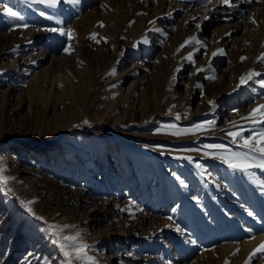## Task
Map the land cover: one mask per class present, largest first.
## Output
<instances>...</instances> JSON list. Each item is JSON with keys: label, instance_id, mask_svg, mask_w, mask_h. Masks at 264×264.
<instances>
[{"label": "rangeland", "instance_id": "rangeland-1", "mask_svg": "<svg viewBox=\"0 0 264 264\" xmlns=\"http://www.w3.org/2000/svg\"><path fill=\"white\" fill-rule=\"evenodd\" d=\"M160 1L95 0L92 8L87 0H0V176L10 178L0 184V264H201L186 252L194 231L220 224L203 204L207 189L220 198L219 166L242 148L228 133L264 128L242 119L264 99V83H253L264 71L229 90L258 63L255 2L226 4L239 25L232 42L213 47L202 35L188 38L182 16ZM54 44L62 51L49 52ZM208 57L215 68L199 79L195 69ZM44 67L62 77L52 88L32 82ZM127 68L132 74L109 86ZM215 92L225 96L216 101ZM171 212L176 220L164 223ZM80 244L85 255L76 259Z\"/></svg>", "mask_w": 264, "mask_h": 264}, {"label": "bare ground", "instance_id": "bare-ground-1", "mask_svg": "<svg viewBox=\"0 0 264 264\" xmlns=\"http://www.w3.org/2000/svg\"><path fill=\"white\" fill-rule=\"evenodd\" d=\"M94 1L95 0H87V6H92ZM160 2H163V0ZM168 2V9L173 12V15L177 13L178 16H182V29H191V31L187 33L188 38L195 35H202L204 38H201V41L204 42L207 38L213 47L218 46L222 42L229 43L233 41L234 36L232 34L237 30L239 23L234 17L233 11H231L223 2L221 4L213 3L211 6L206 7L173 6L172 1L168 0ZM235 2L236 4L239 3L240 6L255 2L252 19L254 20V23L257 24V53L255 58L257 57L258 63L254 65L253 62H251L250 70H252L253 73L258 70H262L263 72L264 56L262 55L264 54V46L262 44L264 40V0H236ZM93 7H95V5H93L92 8ZM241 8L242 7L239 9ZM161 13L160 10L155 9V15H161ZM87 19L88 18L85 17L84 13L80 16V20L84 24L87 23ZM52 51L61 52L62 47L58 44H54L49 52ZM42 54L37 53V58L43 59ZM124 54L120 57L121 62L124 61L127 56L125 55L124 57ZM31 58H34V56H31ZM25 61L26 60L23 62ZM215 64L216 63L208 57L205 63L200 64L195 69V76L200 79L205 69L207 67L215 68ZM26 69L27 67H24L23 71L25 72ZM104 71L105 70H103V72ZM103 72L97 76V80L102 77ZM116 72L117 69H114L111 73ZM130 74H132L130 68H127L124 75L118 73L112 78V83L109 86L115 85L118 81L124 79L125 76ZM32 76V82L37 87L41 86V78L43 79V83L48 84L50 88H52L57 80H62V77L60 75L56 76L50 67L43 68V74L40 78L36 74ZM245 80L246 82L242 84L240 79L239 84L232 86L229 90L234 92L239 89L243 90L245 87L247 88V81L249 79L245 78ZM263 81V79L255 78L253 83L261 85L259 87H262L264 83ZM29 82H31V79H28V84ZM173 83H175V81ZM257 92L259 93V91ZM232 94L229 95L232 96ZM261 95L263 96V94ZM224 96V92L214 93L216 101H219ZM261 104H264V99L259 103V105ZM233 152L248 153L251 162L254 164L259 163L261 160V156L258 152H248V150L246 151L243 148H234L231 150V153ZM219 153L224 155V152L221 150H219ZM194 164L196 165V163ZM257 168L259 167L253 166L245 172L234 170L225 162L221 163L219 166V179L217 178L219 181V187L221 188L220 192H218L220 198H218V200L214 199L212 197L213 191L207 189V200H205L203 204V211L206 210L209 216L216 218L220 224L215 233L212 232V230L211 232H207V228L205 229L207 233H195V231L192 233V246L190 248L188 247L189 250L186 252V256L192 258V263L200 262L201 264H210L211 262H214L215 264H264V252H259L255 256H251L254 250L264 244V169L259 168L263 174V176H260L257 174ZM216 184L217 181L213 180L212 185L218 187ZM232 186H234V189H232ZM222 200L225 202L221 203ZM191 205L196 206V201L193 200V198L191 200ZM234 211L238 214H235ZM249 213H251V215H249ZM193 216L194 215H192V217ZM175 217V212H171L163 222L167 224L173 223V221L176 220ZM179 221L182 224L180 219ZM193 225L194 222H192L191 226Z\"/></svg>", "mask_w": 264, "mask_h": 264}, {"label": "snow or ice", "instance_id": "snow-or-ice-1", "mask_svg": "<svg viewBox=\"0 0 264 264\" xmlns=\"http://www.w3.org/2000/svg\"><path fill=\"white\" fill-rule=\"evenodd\" d=\"M40 2L45 3L49 7H54L56 6L57 3L60 2V0H40ZM74 2V0H73ZM225 4H230V0H223ZM4 14L8 15L9 17L15 18L16 20L23 21L24 17L20 15L17 11H13L11 7L5 6L3 8ZM42 16L45 15L43 12L40 13ZM51 19V17H49ZM27 24H23V27H27ZM51 31H56L55 28L50 29ZM61 34H65L64 32H61ZM69 37L71 38V30L68 31L67 33ZM93 38H95V34H93ZM191 39H195V37H192ZM186 43H188L186 41ZM65 52H69V49L66 48ZM213 55H216V53H213ZM190 58V57H189ZM258 75L257 73H249L247 75V79H252L253 76ZM245 77H241V83H245ZM210 104H212V101H209ZM259 117V119H256ZM177 119H179V116H177ZM242 119H247L250 120L253 126L256 124H264V104L258 105L257 107L253 108L251 113H249L248 117H242ZM87 123V121H85ZM213 121H209L208 124L211 125L213 124ZM168 127L172 128L175 127L174 125H169ZM201 125H194V128H200ZM188 131V130H184ZM243 129H239L235 132H229L228 135L232 137V142L236 143L238 140H242L243 143L240 145L242 148L247 149L248 152H258L261 156V160L259 163H251L249 162V157L248 153H240V152H233L231 153L228 157L224 158V162L228 164L230 168H233L234 170H240V171H247L250 167L256 166L261 169H264V128H260L259 131L252 130L251 134L247 137L243 136ZM174 134H179V130L177 133ZM206 147H212V148H223L222 145H209ZM3 160V157H0V161ZM0 171H3L2 168H0ZM10 179L8 177H3L0 176V184H6L7 180ZM31 211V209H29ZM251 215V213H249ZM68 227V226H65ZM177 231H180L179 228H177ZM77 236H70V237H65V240H70V241H75ZM87 246L80 244L74 247L73 250V255L75 256L76 259H82L84 258L85 255V248ZM259 252H264V244H262L260 247H258L254 252L251 254V256H255ZM66 256H69L70 254L68 252H65ZM88 264H95V261L92 259V257H87Z\"/></svg>", "mask_w": 264, "mask_h": 264}]
</instances>
